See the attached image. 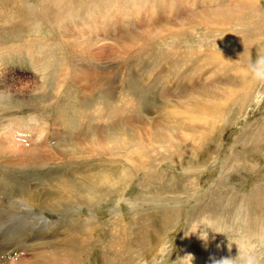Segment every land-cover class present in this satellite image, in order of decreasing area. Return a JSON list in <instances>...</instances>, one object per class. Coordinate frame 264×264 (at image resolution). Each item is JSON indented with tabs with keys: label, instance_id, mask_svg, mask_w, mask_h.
<instances>
[{
	"label": "rangeland",
	"instance_id": "1",
	"mask_svg": "<svg viewBox=\"0 0 264 264\" xmlns=\"http://www.w3.org/2000/svg\"><path fill=\"white\" fill-rule=\"evenodd\" d=\"M61 3H66L67 10ZM61 3L0 1V143L4 145H0L1 209L21 196L24 188L32 189L34 184L45 187L47 179L58 174L56 168L61 174L72 176L75 169L80 174L94 165L92 171L110 169L97 165V160L113 158L120 166H129L126 159H131L132 170L128 171L133 176L121 202L117 193L98 204L86 201L94 203L92 210L79 201L74 207L78 208V215L69 211L67 205V212L35 208L26 210V215L19 213L34 220L36 227L25 231L13 225L8 234L3 232V237L0 232V247L18 236L27 238V247H9L7 255L0 252V264L46 258L61 259V264H214L225 258L232 259L233 264H243L238 245L244 242L256 245L254 254L259 264H264V77L253 70L257 59L264 57V0ZM214 10L222 16H208ZM60 11H64V20H54ZM222 11L230 12V17H223ZM223 18L227 20L225 26L220 25ZM246 36L251 40L244 48L236 39ZM211 54L230 57L239 72L236 78L244 85L235 86L225 105L219 102L224 116H204L203 122L214 123L210 132L199 135L204 140L192 146L190 140L189 146L184 144V137H179L182 140L177 142L178 150L167 151L164 147L168 145L160 141L157 126L164 120L174 124L181 119L184 124L189 95L196 89H212L203 84L213 80L209 76L214 70L204 69L199 61V57L210 58ZM222 89L220 86V90L216 88L211 93L217 96ZM245 91L248 96L242 101ZM199 98L194 96L192 102ZM168 103L172 104L170 108ZM98 106H104L103 114L96 111ZM190 111L192 120L203 117L202 113ZM148 123H156L155 133L143 137L149 141L147 154L150 150L157 152L151 154V165L147 154L139 151L132 154L135 159L131 154L112 155L123 152V146L113 147L120 151L102 150L94 155L88 144L99 135L105 139ZM14 127L27 128L15 135L17 147L12 150L9 141ZM131 145L138 147L135 142ZM28 146L35 148V165L26 161ZM80 148L87 153L83 155L85 151ZM48 153L54 160H47ZM89 163L93 165L88 166ZM39 199L45 201L46 195ZM92 215L94 225L85 229V243L74 251L67 250V257L59 255L60 245L54 241L65 247L66 239L69 248L79 245V235L84 236L79 229L81 219L89 220ZM203 215L224 223L222 233L203 225L189 233L190 223ZM70 217H78L73 240L68 232L73 226ZM202 231L208 232L207 240L200 237Z\"/></svg>",
	"mask_w": 264,
	"mask_h": 264
},
{
	"label": "bare ground",
	"instance_id": "2",
	"mask_svg": "<svg viewBox=\"0 0 264 264\" xmlns=\"http://www.w3.org/2000/svg\"><path fill=\"white\" fill-rule=\"evenodd\" d=\"M2 1V0H0ZM21 3H22V0H20ZM25 1V0H24ZM63 0H46V2L48 4H59L61 3ZM18 2V1H17ZM20 3V2H19ZM17 5V4H16ZM60 5H65L64 6V10H67L68 6L66 5V3H61ZM55 6H53L52 9L48 8V10L50 9L51 11H53L55 9ZM4 8V7H3ZM77 9V7H74ZM6 9V8H5ZM73 10V9H71ZM6 11V10H5ZM7 12V11H6ZM45 12V11H44ZM66 12V11H65ZM2 14H3V11H2ZM11 14V13H10ZM221 12H215L212 11V12H209L208 13V16H211V17H215V16H219L221 17L222 15H220ZM222 14H223V17L226 16V17H230L231 13L230 12H223L222 11ZM14 15V13H13ZM71 15V14H70ZM237 15V14H236ZM42 16L44 18H46L45 15L42 14ZM51 16H52V12H51ZM50 16V17H51ZM39 17H41L39 15ZM64 11L63 12H58L57 15H56V18L54 20H64ZM49 18V17H48ZM186 19V18H185ZM48 20V19H47ZM186 20H189L188 18ZM232 20V18L230 19ZM229 20V21H230ZM240 20V19H239ZM190 21V20H189ZM50 22V21H49ZM61 22V21H60ZM224 22H227L226 18H223V23L220 24L222 26H225ZM179 23V22H177ZM181 24V23H179ZM37 25H39L37 23ZM40 26V25H39ZM38 26V27H39ZM55 26V25H54ZM174 26V24H173ZM178 30V28H177ZM180 33V32H179ZM178 34V33H177ZM250 34V33H249ZM257 34V32H256ZM258 35V34H257ZM256 36V35H255ZM254 36V37H255ZM253 37V38H254ZM257 38V37H255ZM237 42L241 45V46H247V43L251 40L249 39L247 36L246 37H243V38H240V39H236ZM235 40V41H236ZM237 42H236V45H237ZM259 44L260 41H258ZM235 44V43H234ZM238 44V45H239ZM57 45V44H56ZM70 45V44H69ZM261 51H264V48H262ZM78 52V51H77ZM175 53V52H173ZM172 54V53H171ZM195 56V54H193ZM192 55V56H193ZM204 55V54H203ZM217 55V54H216ZM263 55V53H262ZM191 56V57H192ZM193 56V57H194ZM201 56V55H200ZM212 56L211 54V57L208 58V57H199V61H200V66L204 67V69L206 70H209L210 68L214 71H211V75L209 73V80H210V77L212 76L213 77V80L210 82V81H206L205 84H203L204 86H207L209 88L212 87V89L209 91V92H203V91H199V90H195L193 93H191V95H189L190 97L189 100H188V103H187V107L189 109V111H186V113L188 115L185 116V121H184V124L183 122L181 121V119H178V122L174 123L173 122H170L171 120L167 121V120H164L162 124H159L160 127L157 126V129L159 128L158 132L160 136H158L160 138V141L164 142L165 144H167L168 146H165V150H172L173 152L178 150L176 149L177 146L179 145L177 142H179V140H182L181 138L179 137H184L183 138V141L185 142V139L187 140L184 144H189V141L191 140V146L196 142H201L202 140H204L205 138L202 139V135H204V133H208L210 132L209 130H211L212 128H214V123L212 121H208V120H205V122H203V118L204 116H206V118L208 117H212V116H215L216 113L219 114V116L223 115V110H219V107L221 105H225L226 102L229 100V97H232V95L234 94V89H235V86H239V85H244L239 79L240 78H236L237 74L236 73H239L237 72V66H236V63L232 62V60H230L229 58L228 59H225L223 58L222 56ZM192 57V58H193ZM188 58V57H187ZM185 61V59H183ZM188 60V59H187ZM190 60V58H189ZM188 60V62H189ZM194 60V59H193ZM234 60V59H233ZM181 62V61H180ZM179 62V63H180ZM196 62V60H195ZM178 63V62H177ZM176 65V61L174 63ZM187 64V63H186ZM175 65L173 66L172 65V68L175 67ZM184 67V65H183ZM182 67V68H183ZM188 67V65H187ZM190 67V66H189ZM171 68V70H172ZM232 68V69H231ZM186 69V68H185ZM240 69V68H239ZM242 70V69H240ZM233 73V77L231 76V72ZM244 71V70H243ZM217 74H220L222 76H219V78L217 77ZM178 75H182L180 73H178ZM247 75V74H245ZM168 76V74H167ZM193 76V75H192ZM196 76V74L194 75ZM193 76V77H194ZM235 76V77H234ZM181 77V76H180ZM197 77V76H196ZM194 77V78H196ZM243 77V76H242ZM187 77H185L186 79ZM193 78V79H194ZM198 78V77H197ZM181 79V78H180ZM184 79V78H183ZM184 79V80H185ZM189 79V78H188ZM192 79V77H191ZM192 79V80H193ZM202 79V77H201ZM197 80V79H196ZM194 79V81H196ZM200 80V78H199ZM168 81V80H167ZM183 81V80H182ZM187 82V81H185ZM201 82V80H200ZM203 82V81H202ZM183 83V82H182ZM191 83V82H190ZM204 83V82H203ZM187 84V83H185ZM200 84V83H199ZM202 84V83H201ZM192 85V83H191ZM194 85V84H193ZM197 85V84H196ZM183 86H185L183 84ZM188 86V85H187ZM220 86L223 87L222 91L217 95L215 96L213 93H211L213 90H215L216 88H218V90H220ZM179 87V86H178ZM182 87V85H181ZM250 87V86H249ZM61 88V87H60ZM165 88V87H164ZM183 88V87H182ZM225 88V89H224ZM136 90V89H135ZM185 90V89H184ZM60 91V90H59ZM155 91V90H153ZM69 93V92H67ZM156 93V92H155ZM154 93V94H155ZM181 93H182V90H181ZM200 96V98L197 100V101H193L192 102V99L194 96ZM248 96V94L246 93V91L244 92V98L242 99V101L246 100V97ZM140 96H138L139 98ZM184 97H186L184 95ZM250 97V96H249ZM85 99V98H84ZM149 100V99H148ZM83 101V100H82ZM151 101V100H150ZM215 101L217 103H215ZM221 105H220V103ZM151 104V103H150ZM141 105V104H140ZM147 105V104H146ZM153 105V104H152ZM169 106V108L171 107L170 105L172 104H167ZM154 106V105H153ZM104 106H98L96 111L99 110V112L101 114H103V110L105 111V108H103ZM116 108V107H115ZM137 108V107H136ZM142 108V107H141ZM225 108V107H224ZM138 109H140L139 105H138ZM150 109V108H148ZM155 109V108H154ZM157 109V108H156ZM217 109V110H216ZM43 110V109H42ZM192 110V113H202L201 115H203V117H194L196 118L195 120H192L190 118V114H191V111ZM79 111V110H78ZM85 111V110H84ZM84 111H83V114H84ZM113 111V110H112ZM170 111V110H169ZM168 111V112H169ZM8 113V112H7ZM170 113V112H169ZM5 114V113H4ZM91 114V113H90ZM89 114V115H90ZM179 114V113H178ZM176 114V115H178ZM80 115V114H79ZM88 115V113L86 114ZM120 115V114H119ZM195 115V114H193ZM4 116V115H3ZM84 117V115H82ZM101 117H104L103 115H99ZM122 116V115H121ZM224 116V115H223ZM36 117V115H35ZM219 118V117H218ZM109 119V118H108ZM11 120V119H10ZM86 121V120H85ZM90 121V120H89ZM7 122V121H6ZM13 122V121H12ZM87 122V121H86ZM110 124V119L108 121ZM107 122V123H108ZM113 122V121H112ZM18 123V121H17ZM22 123V122H21ZM91 123V122H90ZM106 123V121H105ZM109 123L107 126H109ZM124 123V122H123ZM89 124V123H88ZM156 124V123H155ZM155 124L153 123H148L146 126L144 127H135L133 128V126L131 127V132H124V133H118V134H115L113 136H110L107 134V133H104V134H107L109 136V138H105L102 139L97 136L95 138V141L91 142L90 140L88 141V144L90 145V148L92 149V153H96L98 151H101L104 150V151H107L109 153H112L114 151H120V150H115L116 147L117 149H119L118 147L119 146H123L124 147V151L122 149L123 152H118V153H115L114 154L112 153V155H116V156H121V155H130L131 154V158L133 159L134 157H132V154L133 153H136L139 151L140 153H143V154H147V149H148V145L146 143H148L149 141L143 139L144 135L146 134H149V135H153V132L155 131L156 129V126ZM164 124V125H163ZM194 125V127L191 126ZM127 125V124H125ZM158 125V124H157ZM10 126V125H8ZM12 126V125H11ZM112 126V125H110ZM123 126V125H122ZM162 126V127H161ZM177 126V127H176ZM114 127V126H113ZM112 127V128H113ZM117 127V126H116ZM119 127H120V124H119ZM15 128V127H14ZM18 129L14 130V133H13V136L11 137L10 139V148L11 147H17L16 143H15V135L18 134V133H22V131H24V129H26L27 127H17ZM111 128V127H110ZM111 128V129H112ZM130 128V127H129ZM109 129V127H108ZM107 129V130H108ZM92 130V129H91ZM114 130V129H112ZM116 130V129H115ZM114 130V132H115ZM119 130V129H118ZM42 131L45 132V130L42 128ZM122 131V130H121ZM120 131V132H121ZM144 131V132H143ZM108 132V131H107ZM197 132V133H196ZM49 133V132H48ZM133 134V137H130V136H127L129 134ZM155 133V132H154ZM196 133V134H195ZM183 134V135H182ZM74 135V134H73ZM103 135V134H101ZM156 135V134H155ZM154 135V137H155ZM201 135V136H199ZM206 135V134H205ZM132 136V135H131ZM66 137V136H65ZM153 137V138H154ZM205 137V136H204ZM101 140H100V139ZM157 138V137H156ZM67 139V138H66ZM110 140V141H109ZM131 140V141H130ZM49 141V140H48ZM47 141V142H48ZM159 141V140H157ZM67 141H64V143H66ZM74 142V141H72ZM137 143L138 147H134L132 146L131 144L133 143ZM70 143V142H69ZM75 143V142H74ZM3 145V142L0 143V145ZM5 144V143H4ZM28 144V143H27ZM86 144V143H85ZM161 144V143H160ZM183 144V142H182ZM189 144V146H190ZM199 144V143H198ZM68 145V144H67ZM81 145V144H80ZM86 148H88V146ZM116 145V146H115ZM127 145H130V147H128V149H126ZM153 145V144H151ZM180 145H181V142H180ZM185 145H182V146H185ZM4 146V145H3ZM8 146V145H7ZM35 146V145H34ZM34 146H28L26 148L28 154H25L26 155V161L29 163L32 162L33 165L36 164L35 162V159H34ZM74 146V145H73ZM77 145H75L76 147ZM150 146V145H149ZM157 146V145H156ZM161 146V145H160ZM1 147V146H0ZM47 147V146H46ZM115 149H114V148ZM152 147V146H150ZM159 147V146H157ZM162 147V146H161ZM160 147V149H161ZM3 148V147H1ZM6 148V147H5ZM8 148V147H7ZM183 148V147H182ZM181 148V149H182ZM12 149V148H11ZM81 150L80 151H85L83 148H80ZM153 149V147H152ZM181 149L179 150L181 152ZM7 150V149H6ZM10 150V149H9ZM13 150V149H12ZM12 150H10L11 152H13ZM164 150V149H163ZM16 151V150H14ZM52 151V150H51ZM78 151V149H77ZM152 150H150V154L147 156L149 157V162H150V165H151V160L153 157H151V154H154L156 155L155 153V150L153 153H151ZM17 152V151H16ZM91 152V151H90ZM89 152V153H90ZM148 152V153H149ZM164 153H166L165 151H163ZM19 154H21L19 151L17 152ZM54 153V152H53ZM52 153V154H53ZM56 153V152H55ZM85 153H87V151L85 152H82L83 155H85ZM105 153V152H104ZM120 153V154H119ZM168 153V152H167ZM169 153H171V151H169ZM8 154V153H7ZM49 154V153H48ZM107 154V153H106ZM163 154V153H162ZM9 155V154H8ZM12 155V154H11ZM54 155V154H53ZM87 155V154H86ZM95 155V154H94ZM167 155V154H166ZM176 155V154H174ZM103 156V154H102ZM170 158V154L168 155ZM51 157L53 158L54 160V157L49 154L47 155V160L48 159H51ZM130 157V156H129ZM143 157V155H142ZM156 157V156H154ZM30 160H29V159ZM58 158V157H57ZM123 158V157H122ZM121 160H124L122 159ZM146 158V157H144ZM159 158V157H158ZM157 158V159H158ZM99 159V158H98ZM135 159V158H134ZM142 159V158H141ZM154 159V158H153ZM157 159L155 161H157ZM172 159V158H171ZM5 160V159H4ZM10 160V159H9ZM52 160V161H53ZM114 160V161H113ZM127 161H129L128 163L131 164V162H133L131 159H126ZM163 160V159H162ZM167 160V159H165ZM91 161V160H90ZM140 160L138 159V162ZM64 162V161H63ZM97 165H99L100 167L104 166V167H110V169L112 170H105L104 168L102 170H99L97 171L96 169L94 171H92L93 167L95 166H92L93 163H89L88 166H92V169L90 171H86L83 172V173H80L78 174V169H75L74 172H71L73 173L74 175L72 176H69V175H66V174H61V171L60 169L56 168V170L58 171V174L55 175V176H52L51 178L47 179V182H46V185L45 187H41V188H38L37 185L34 184V187H30L32 189H28V188H24L21 192H22V195L21 196H17L16 198H14L11 202H9L6 206V208L4 209H1V204H0V232H1V236L3 237V232L4 231H7L6 234H8V232H10L11 230H13L14 226L13 225H16L17 227H22L23 230L25 231H28L30 229H32L36 224V222L34 220H31L29 218H24L26 213L25 211L27 210H30V209H35V208H46L48 211H51V212H55L56 210L59 211V212H67V209L69 206V211H73L76 215H78V208L74 210V207L75 206H78L79 205V201L81 202V206L83 207H86L88 208L89 210H92L93 207H94V203L98 204L101 203V202H105V201H108L112 196H114L115 194L119 193V196H118V201L121 202L123 199H124V194L126 193L125 192V188L127 187V184L129 183V181L132 179L130 172L132 171H128L130 168H132L130 165L129 166H126V165H122L120 166V162L117 163V161H115V159L112 158V160L110 159H103V160H97L96 161ZM153 162V161H152ZM9 164V163H8ZM156 164V163H155ZM96 165V167H98ZM157 166H159V164H156ZM154 166V165H152ZM6 167V166H4ZM24 167V165H23ZM34 167H42V168H45V167H49V166H34ZM64 167V166H63ZM106 167V168H107ZM116 167V170L114 168ZM65 168V167H64ZM87 168V167H86ZM85 168V169H86ZM156 168V167H155ZM223 168V167H222ZM15 169V167L13 168ZM90 169V168H89ZM98 169V168H97ZM132 170V169H130ZM135 171V170H134ZM70 173V172H69ZM135 175V174H134ZM135 177V176H134ZM135 179V178H133ZM81 181V182H80ZM80 182V183H79ZM134 182V181H133ZM82 183V184H81ZM131 183V181H130ZM46 195V200L45 201H42L39 199L40 196L42 195ZM142 195V194H141ZM145 195V194H143ZM150 195V194H149ZM147 196V195H146ZM141 199V198H140ZM86 201H93L94 203L91 204V202H86ZM67 205V206H66ZM82 208L80 207V210ZM57 212V213H59ZM25 214V215H21L19 216L18 214ZM92 214V213H91ZM90 214V215H91ZM44 217H46L44 215ZM43 217V218H44ZM120 217V216H119ZM41 219H43L42 217H40ZM88 218V217H87ZM16 220V223H13L14 221ZM38 221H40V219L37 218ZM94 220H95V217L92 215V218H90L89 220L88 219H81V222L79 224V229L80 231L83 233L84 236L82 235H79V238L80 239V244L78 245L77 244H74L72 248H69L68 247V244L70 243L69 241H67L66 239H63V242H65V247H63V244H59L60 242H56V246L60 245L59 248H58V252H59V255H61V253L63 254L64 257H67L69 255V253H67L69 250L70 252L71 251H74L76 249H78V247H81L82 243H85L86 241V237H85V234L87 231V229H89V227L91 226L93 228V225H94ZM71 225L70 230H68L69 232V236H71V240H73L74 238V232H73V227H78V217H70L69 219ZM47 223V222H46ZM16 227V228H17ZM36 227V226H35ZM38 228V227H37ZM86 229V230H85ZM199 229V228H198ZM201 230V228H200ZM89 231V230H88ZM197 231V230H196ZM13 232V231H12ZM20 232H21V229H20ZM198 233V232H197ZM15 234V233H14ZM21 235V234H19ZM30 235V234H29ZM34 235V234H33ZM44 235V234H43ZM17 236V235H15ZM37 236V235H36ZM68 236V237H69ZM199 236V235H198ZM6 237V235H5ZM19 237V238H18ZM17 239H14L13 241H9V243L5 244V245H2L0 247V252L3 253V252H7L8 251V248L9 247H12V246H15L17 248H23L24 247H27V238H25L24 236H18ZM201 237V236H200ZM29 239V238H28ZM40 238H36V240H39ZM59 240V239H58ZM37 242V241H36ZM72 242V241H71ZM78 242V240L76 241ZM39 243V242H38ZM62 243V241H61ZM33 244V243H32ZM40 244V243H39ZM44 243H41L40 245H43ZM48 245V244H47ZM33 246V245H32ZM158 246V245H157ZM35 247V245H34ZM38 247V246H37ZM29 249V248H28ZM10 251V250H9ZM159 250L155 251V253H158ZM10 253V252H9ZM7 255V253L5 254ZM4 255V257H5ZM156 256V255H155ZM61 259H58V260H50L49 258H46V259H42V260H37L36 262H31V261H23L20 260V259H15L12 264H61ZM63 263V262H62Z\"/></svg>",
	"mask_w": 264,
	"mask_h": 264
},
{
	"label": "clouds",
	"instance_id": "3",
	"mask_svg": "<svg viewBox=\"0 0 264 264\" xmlns=\"http://www.w3.org/2000/svg\"><path fill=\"white\" fill-rule=\"evenodd\" d=\"M254 72L261 77H264V57L258 58L255 64L253 65ZM201 225L205 226V228H210L214 232L222 233L224 228V223H222L218 218L210 216V215H203L196 219H194L188 228L190 232H196L198 227ZM202 239L207 240L208 232L202 231L200 233ZM241 252L243 253V264H259V260L257 256L254 254V249L256 245L250 244L248 242H244L243 244L238 245ZM214 264H233L232 259H223L220 261H215Z\"/></svg>",
	"mask_w": 264,
	"mask_h": 264
}]
</instances>
